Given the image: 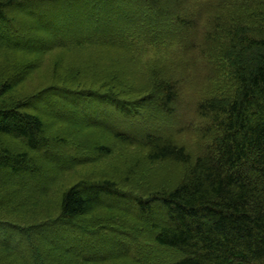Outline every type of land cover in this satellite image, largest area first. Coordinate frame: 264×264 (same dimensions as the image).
<instances>
[{
	"label": "trees",
	"instance_id": "16d2710c",
	"mask_svg": "<svg viewBox=\"0 0 264 264\" xmlns=\"http://www.w3.org/2000/svg\"><path fill=\"white\" fill-rule=\"evenodd\" d=\"M201 2L0 0V264H264V0Z\"/></svg>",
	"mask_w": 264,
	"mask_h": 264
},
{
	"label": "rangeland",
	"instance_id": "374dc122",
	"mask_svg": "<svg viewBox=\"0 0 264 264\" xmlns=\"http://www.w3.org/2000/svg\"><path fill=\"white\" fill-rule=\"evenodd\" d=\"M202 0H189V3H188V7H195V4L196 2H199L200 4L202 3L201 2ZM110 12H107V15H109ZM5 14H7L8 16L16 19L15 17L16 16H13L10 12H5ZM148 15H146L147 17ZM149 18V17H147ZM245 23L247 24H244L245 26H249L250 28H252V31L250 32V35H256L258 34L257 33V30H259L260 28H263L264 25L263 24H257V25H248V24H253V23H249V22H246ZM203 27H206L204 24L202 25ZM260 26V28H259ZM259 28V29H258ZM255 29V30H253ZM5 60H0V67L1 70L0 71V74L3 73V77H6L9 75L10 71H8L7 69V60H9L10 58L9 57H5L3 58ZM148 59H151L152 60V57H149V56H144V60L145 61H148ZM47 62V61H46ZM46 62H44L43 64H45ZM153 66H155V64H153ZM129 69V66L125 65L122 67V69H124V71H127V68ZM122 71V70H121ZM115 74H118L117 72L114 73L112 75V77L115 75ZM2 77V78H3ZM37 78L33 81L32 85L30 84H27L26 86L24 87H21V89H17L16 90V94L17 96H15L16 98H20L21 95H23L24 93L26 94H33L34 92V88L35 90L37 89V85L42 82V81H39L37 80ZM109 81V79L107 80ZM55 82H58V81H55ZM51 83V82H49ZM105 85V83H102ZM112 84V82L108 85V87ZM203 86H204V82H197V84H189L188 86L184 87L183 88V92H182V95L180 97V103L178 104V111L180 112V114H183V111L185 108H189L191 109L192 105H194V103L199 99V96L201 94V91L203 89ZM103 87L101 88V93H104L102 91ZM33 90V91H32ZM106 94V96L108 97L109 95L111 94H116L115 92H110V93H104ZM209 96L206 97V99L208 98ZM104 110H106V112L108 111L109 113H115L117 110L114 109V108H111L108 106V104L105 106ZM192 113L190 112L188 116H191ZM163 127L164 128H167V124L164 123L163 124ZM184 138H185V143L183 144V147L184 149L186 150V152H188L191 156V159L193 161H191L192 163L194 162V159L201 155V152H202V147L204 145V142L206 140V137L203 136V134H199V135H193V133H186V135L184 134ZM191 165H189L190 167ZM175 167L176 166H171L169 165V168H168V172L171 173L175 170ZM187 169H188V166H187ZM130 188V187H129ZM126 190L127 193L129 194H134L133 191H131V189ZM45 218V216H38V217H34V220H33V223H37L38 220H43ZM105 219L107 220H110V221H116L118 217V215L114 214V213H110V214H107L104 216ZM21 222H24L26 223V218H23L21 219ZM120 239L119 236H117L116 240L118 241ZM132 243V242H131ZM131 243H128V242H124L122 245L120 246H115L113 247V249H106L107 251H109L110 253V256L106 257V259H110V262L109 264H165L167 262H170L172 261L171 259V255L168 254L169 252L162 249V248H159L158 246H154L152 248L151 251H153V254L150 258V260L148 261H145L144 263V260H143V249L141 250L140 247L141 246H134V245H131Z\"/></svg>",
	"mask_w": 264,
	"mask_h": 264
}]
</instances>
